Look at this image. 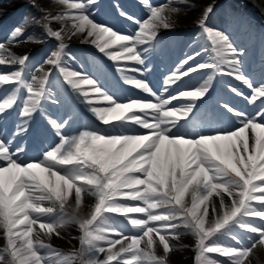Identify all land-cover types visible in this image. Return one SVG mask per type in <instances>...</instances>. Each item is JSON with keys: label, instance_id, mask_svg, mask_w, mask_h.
Wrapping results in <instances>:
<instances>
[{"label": "snow or ice", "instance_id": "1", "mask_svg": "<svg viewBox=\"0 0 264 264\" xmlns=\"http://www.w3.org/2000/svg\"><path fill=\"white\" fill-rule=\"evenodd\" d=\"M52 2L59 10L33 4L42 36L26 32L25 18L0 39V66L12 69L0 71V264H169L190 247L185 234L194 241L193 264H252L264 252V62L255 81L242 46L209 26V4L195 21L210 42L208 59L193 49L154 88L147 77L160 32L195 4L137 0L145 18L117 10L133 25L125 33L95 19L99 0ZM43 38L55 45L36 63L14 51ZM73 38L101 56L72 54L66 41ZM110 67L147 95L114 91ZM192 74L200 79L191 82ZM217 76L250 94L225 80L213 97ZM74 103L104 127L73 129ZM37 116L44 129L29 156ZM70 226L79 231L70 237L78 247L65 252L51 240Z\"/></svg>", "mask_w": 264, "mask_h": 264}, {"label": "bare ground", "instance_id": "2", "mask_svg": "<svg viewBox=\"0 0 264 264\" xmlns=\"http://www.w3.org/2000/svg\"><path fill=\"white\" fill-rule=\"evenodd\" d=\"M8 0L7 2H9ZM246 2V9L249 8V4H254L257 8V11L261 15L260 21L253 22L249 19V16H253V14H248L245 9H241V2ZM42 2V1H41ZM117 5H120L124 10H126L129 14L137 17V18H145V12L137 2V0H116L115 1ZM191 3L195 4L194 8H191L186 11H182L177 17H176V24L175 27L172 30H161L159 40L160 45L157 48V53H159V56H152L151 57V64L149 65L152 69L151 73L148 75V79L151 81L154 88H160L162 87V79L163 76L166 75L169 70L175 65L176 62L179 61V59L183 58L186 54H190L193 49L197 51H201V57L199 59H208V54L203 52V49L209 48L210 50V42L207 40L206 36L200 35V29L197 27L195 21L197 18L201 15L203 9L209 5H214V13L211 15L209 20V26L214 27L219 30H224L228 32L235 42L238 45H241V51L246 52V55L244 56L245 61V67L248 72V74L255 79L256 77L261 76L262 72V62H264V13L261 12V8H264V0H190ZM12 7V10H19L20 7L23 5V0H12V2H9ZM43 3V2H42ZM38 3L39 7L46 8V6H49L53 12L59 10L60 6L58 4H53L52 0H45V3ZM6 4V2H5ZM107 2L105 0H99V7L97 10V14L95 16V19L98 22H105L109 23L114 26L115 29H119L122 32H130L131 31V23L128 21H124L122 18L119 20H115L110 16V14L107 11H104L106 9ZM159 4V3H156ZM220 5H225L226 9L223 12ZM37 8L36 7H29L27 12L24 13L21 17V22L19 25L22 24L25 18H27V23L24 25L26 28V31L29 33H34L38 36H42V29L41 27L35 22L33 18H39L37 14ZM220 12L224 19L221 20L222 24H218L214 22H211L215 19L214 16L220 17L218 14ZM3 13H0V18L3 16ZM11 17L10 15H6L5 18ZM56 25H53L55 28ZM58 26V25H57ZM194 27L197 30V33L195 34L194 38L190 39V41H185L186 37L185 34ZM172 37H175L174 39H171ZM185 39V40H184ZM43 41H50L47 38H43ZM68 43L69 47H75L78 49L86 48L89 51H92V54H95L100 57L101 54L98 53V51L89 44H82L80 43V40L78 38H73L69 41H66ZM196 43V44H195ZM41 43H22L19 47H16L14 49L15 52L20 54L23 53H29V55L33 52V50L37 49ZM192 44V46H191ZM174 49L176 52L175 56H172V53L168 49ZM258 51V52H257ZM103 61L111 66L115 62L108 61L106 57L102 58ZM69 65L74 70H79V66L74 63L73 61H69ZM255 63V64H254ZM254 65V66H253ZM252 67H255L254 69ZM9 70H12L11 68L7 67ZM206 72L207 70H202ZM110 77L114 79L117 82L118 92L123 95L119 91V86L121 84H124V82L120 79L119 73L115 72V67H110ZM136 75V74H132ZM194 74H192L193 76ZM191 76V77H192ZM188 79V78H185ZM225 80L231 81L237 88H239L241 91H244L245 94H250V90L246 88V86H243L241 82L234 81L230 77H219L217 76L213 81L214 90L212 91V96L217 97V95L214 94V91L218 88H222L223 82ZM260 80V77H259ZM258 80V81H259ZM221 81V83H220ZM202 82V81H201ZM85 91L89 90V86L84 85L83 86ZM135 92H137V95L146 96L147 94L140 93L139 90L135 89ZM136 96V95H134ZM94 102L96 103V106L98 107H106L107 102L100 100L96 97L93 98ZM237 107L246 108L248 107L246 105V102H242L241 98H231ZM259 103V101L257 102ZM73 110L76 114L81 113H88L90 114L83 105L80 104H73ZM91 115V114H90ZM92 116V115H91ZM94 121L95 118L92 117ZM205 119H207V116H205ZM13 118L12 116L9 118L8 124L12 122ZM99 122V121H97ZM100 123V122H99ZM44 124V122L41 120L39 123V126ZM102 125V124H101ZM103 126V125H102ZM32 134L28 137L29 145L38 143L35 132L36 129L32 126ZM83 130V129H80ZM218 203V201H217ZM76 232V227L70 226L66 227L62 231V235L71 234ZM74 235V234H72ZM61 238L53 237L51 242L53 244H57L58 241ZM191 239H189L188 235L185 234L182 237V243H189ZM0 242H3L0 240ZM193 242V241H192ZM191 244H189V252H190V258L194 257V253L191 249ZM58 246V245H57ZM181 255L180 252H175L171 255V259L176 262L180 263L181 259L179 257ZM264 258V252H261L260 250H257V253L252 258ZM251 258V259H252ZM184 260V259H183ZM183 262V261H182ZM184 264V263H183Z\"/></svg>", "mask_w": 264, "mask_h": 264}, {"label": "rangeland", "instance_id": "3", "mask_svg": "<svg viewBox=\"0 0 264 264\" xmlns=\"http://www.w3.org/2000/svg\"><path fill=\"white\" fill-rule=\"evenodd\" d=\"M3 1H5V0H0V3L3 2ZM34 1L35 0H30L29 3L30 4H34ZM153 1H156V0H151V2H153ZM157 1L158 2H162L163 0H157ZM37 2H40V0H37ZM240 4H241V8H244V6L246 5V3L244 1H242ZM26 5L22 6L20 10H16V11L11 13V9H10L9 6H7L5 4H0V6H1L0 13H5V15H6V13L8 12V14L12 15L11 17H8V18H4L3 16L0 18V39L4 38V35L8 32L9 29H11L14 26H19V24H17V23L21 20L22 15L27 12V8L29 7V6H26ZM46 9L51 10V8H48V7ZM225 9H226V6H223V10L224 11H225ZM254 11H255L254 7H252L249 4V8L247 9V12L252 14ZM219 15H220V17H223V15L220 12H219ZM254 18H255L254 16L249 17V19H251V20H255ZM56 27H58V26H56ZM26 32L29 33L28 31H26ZM195 33H197L196 29L192 28L191 30H189L185 34V37L187 39H190V38L194 37ZM54 45H55V41H51V40L50 41H43L39 45V47L37 49L33 50V52L30 54L31 62L32 63H36V62L40 61L45 56V54L47 52H49V50L51 48L54 47ZM74 52H76V51H74ZM20 53L21 52H19V54ZM76 53H77L78 57L86 56L81 51H78ZM0 71L7 72L8 70H7V68L5 66H0ZM115 71H116V69H115ZM197 78L200 79V77L198 75H196L195 77H193L191 79V82L193 80L197 79ZM114 91H116V89ZM80 119L81 120H77L76 122H74L72 124V128L73 129H81V128L83 129L85 126L91 127V126L95 125V122L92 119L88 118V117H84V118L80 117ZM34 153H35L34 151H30L28 153V155H32ZM67 236L72 237V236H75V234L74 235L69 234ZM64 238H66V236H64ZM64 238L60 239L58 241V246H57V244H55L56 246H54V247H56L57 249H60V250H63V248H64L65 250H67V251L63 250L65 252H69L74 247H78V240L77 241H73L70 238L71 240L67 241L68 239H64ZM51 244H52V242H51ZM0 246H2V244H0ZM182 261L189 262L188 258L183 256V258L181 259L180 263H174L173 261L170 260V264H183V263L187 264L186 262L182 263ZM189 264H192V263L189 262ZM252 264H264V258H262L260 256H259V258H252Z\"/></svg>", "mask_w": 264, "mask_h": 264}]
</instances>
